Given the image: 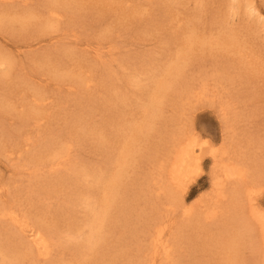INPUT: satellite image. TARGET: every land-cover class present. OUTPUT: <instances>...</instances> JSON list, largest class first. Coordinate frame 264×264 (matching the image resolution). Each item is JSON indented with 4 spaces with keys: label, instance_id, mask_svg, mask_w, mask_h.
<instances>
[{
    "label": "rangeland",
    "instance_id": "1",
    "mask_svg": "<svg viewBox=\"0 0 264 264\" xmlns=\"http://www.w3.org/2000/svg\"><path fill=\"white\" fill-rule=\"evenodd\" d=\"M0 16V205L18 198L30 220L46 208L39 226L53 243L49 258L23 262L75 260L91 203L108 246L84 264L133 263L171 211L176 264L223 263L227 252L258 261L257 226L234 182L215 187L210 154L251 170L249 184L264 172V0H0ZM187 139L206 145L176 184L172 150ZM60 151L53 170L39 164ZM31 189L52 197L29 203ZM253 197L264 211V192ZM189 205L197 218L185 226Z\"/></svg>",
    "mask_w": 264,
    "mask_h": 264
},
{
    "label": "bare ground",
    "instance_id": "2",
    "mask_svg": "<svg viewBox=\"0 0 264 264\" xmlns=\"http://www.w3.org/2000/svg\"><path fill=\"white\" fill-rule=\"evenodd\" d=\"M48 5L47 11L54 16L55 10L50 7L48 8ZM0 18L4 17L0 16ZM0 22H4V20ZM205 145V141L198 142L195 139H187L178 142L174 146L172 150L173 156L170 160L168 169L171 182L174 181L176 184H181L184 179L189 177L194 169L191 163L193 164V162L197 161V156L195 154L196 149L201 150ZM224 153L225 152L217 153L216 150H211L210 155L221 173V177L214 182L215 187H219L221 190L225 182H234L231 189H233V191L236 190L242 195V199L245 200V202L242 201V207L243 209L245 207L247 208L243 210V212L245 211L248 214V221H246V223L249 224L250 222L252 226L253 224L257 226V233H254V240L252 241L254 246L258 249V251L255 252V255L258 257V261L255 264H259L260 258H262V264H264V211L258 208L253 197L256 190L258 194L264 192V172L255 174L256 177L252 179L255 184H249L248 177L251 178L252 171L239 165V161L233 163L223 162L224 156L222 154ZM63 156L64 153L62 151H60V154H50L49 159L41 161L39 164L44 169L47 168L48 170L46 169V171L53 170V167L59 164ZM97 182H100V179H97L96 183ZM7 193L8 189L0 182V200ZM223 195L224 194L220 193L221 197H223ZM45 196L52 197L51 192L47 193L45 191L43 194L42 191L40 192L38 190L31 189L27 191L29 203L37 202L41 205L47 199ZM33 208L37 209V206H33ZM95 208V203L87 204L88 214H86V220L81 223L80 228L82 230L86 227L89 234L84 242V247L83 243L81 244L83 248L79 247L80 253H76L75 260L67 264H84V260L87 257L95 259V256L102 255L103 252L107 251L105 247L108 245L102 243L104 239L98 236L99 233L102 232L104 218ZM194 209L193 206L189 205L182 211V218L186 219L185 226L191 223L193 218H197ZM45 211L46 208L36 216L32 214L34 219L30 220V212L25 210V205H22V200H18L17 198L14 199L11 204L9 203L6 206L4 204L0 205V235L4 236V239L0 236V264H37L36 262L23 261L28 254L31 255L32 258L36 255L38 261L41 259L45 260L51 256L50 252L53 247L51 237L39 226V222H41L43 218H47ZM172 212L173 211L160 214L157 219L154 220L153 224L149 227V231L145 235L146 244L142 245L141 249H139L141 252L133 256V263L129 264H176V262H178V259L175 260L173 256V249L176 246L175 242H182V224H179L176 217L171 214ZM221 213L226 215L227 210L224 209ZM203 215L205 217L204 221L206 222L208 219H212L213 216L216 215V212L209 208L205 210ZM114 224L115 222L109 221V225L112 227ZM134 234L135 233H133V235ZM25 237L28 238V240H23ZM5 243L7 246L12 244L14 250L5 251V248H3ZM195 244L200 246L199 250L203 249L198 241H196ZM101 250L102 252L100 253ZM229 255L230 253L227 252L226 257L223 259V263L219 261L218 264H234L235 261L229 259ZM116 259L117 261L120 260L119 251L116 252Z\"/></svg>",
    "mask_w": 264,
    "mask_h": 264
}]
</instances>
